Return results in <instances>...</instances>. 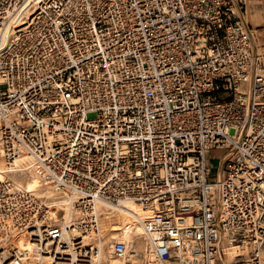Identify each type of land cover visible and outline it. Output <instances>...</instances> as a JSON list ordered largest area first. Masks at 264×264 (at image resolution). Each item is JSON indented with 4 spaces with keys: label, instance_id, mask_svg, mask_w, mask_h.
I'll return each mask as SVG.
<instances>
[{
    "label": "built area",
    "instance_id": "1",
    "mask_svg": "<svg viewBox=\"0 0 264 264\" xmlns=\"http://www.w3.org/2000/svg\"><path fill=\"white\" fill-rule=\"evenodd\" d=\"M0 150L1 264H260L264 0H0Z\"/></svg>",
    "mask_w": 264,
    "mask_h": 264
},
{
    "label": "bare ground",
    "instance_id": "2",
    "mask_svg": "<svg viewBox=\"0 0 264 264\" xmlns=\"http://www.w3.org/2000/svg\"><path fill=\"white\" fill-rule=\"evenodd\" d=\"M32 10H33V8H31L30 11H32ZM0 154H1V150H0ZM20 162H21V160L16 159L15 165L19 164ZM2 166H3V160L0 159V179L7 177V173H3L5 169L2 170V168H3ZM11 167H13V166H11ZM9 171H13V170H9ZM9 175H11L14 180H20L23 178V177L19 178L17 175H14V172H12ZM29 179L33 180V178H30V177H29ZM18 183L23 184V186L29 190H35L37 193H41L40 192L41 189L32 188L26 182H18ZM48 196L50 197V195H48ZM66 200L67 199H64V201H66ZM52 202H54L53 204L58 207L59 204L62 203V200H52ZM66 209H67V207H66ZM150 213L151 212H149V211L142 210L133 202L127 201L124 203V207L121 208L120 210L115 211V212L103 213V216L101 217L100 222H101V225L103 226L104 230L106 229V230L110 231V236L106 237L107 239L109 237H117L119 235L118 238L121 240H124L126 246L129 247V245L132 241H136L137 245H139V247L137 249H144L145 248L144 247L145 242L143 239V227L141 224V220L143 218H145ZM111 221H116V222L111 223L109 226V223ZM131 226L135 232V235H137L136 237L131 234V231H132ZM86 245H87V243H84L81 246V248H83L84 246L86 247ZM83 253H84L83 250H77V249L71 250V252H70L71 262L69 264H82V263H78V262L87 261L84 259L83 256H85V254H83ZM87 253H89V252H87ZM147 256L150 259L148 264H162L159 261L155 260L154 258H151L150 254H147ZM1 261L2 260L0 257V264H1ZM96 261H98L99 263L103 262L104 264H123L121 261H118L117 259L112 257L107 250L102 249V248L97 253V257H96L94 262H96ZM260 264H264V257L261 258Z\"/></svg>",
    "mask_w": 264,
    "mask_h": 264
},
{
    "label": "rangeland",
    "instance_id": "3",
    "mask_svg": "<svg viewBox=\"0 0 264 264\" xmlns=\"http://www.w3.org/2000/svg\"><path fill=\"white\" fill-rule=\"evenodd\" d=\"M256 16L255 17H253L252 15H251V13L248 15V17L250 18V19H255V24H261L262 23V18L260 17V15H259V12L257 11L256 13ZM251 16V17H250ZM223 153V150H219V149H212L211 151H210V159H209V163H210V165H211V173H210V179L211 180H215V171H216V166L218 165V158L220 157V155ZM0 159H2L1 157H0ZM3 160V159H2ZM5 162H4V160H3V168H2V170H4L7 166L4 164ZM8 168V167H7ZM10 170H13V169H10ZM4 171H7L6 169L4 170ZM7 177H10V178H12V176L11 175H9L8 173H7ZM29 177L30 178H33V180H31V179H29ZM13 179V178H12ZM15 181H18V182H26L29 186H31L32 188H36V189H41V187H40V183H39V180L37 179V177L35 176V175H33V174H29V175H27L25 178H22V179H20V180H15ZM40 192H41V190H40ZM114 222H116V221H111L110 223H109V226H110V224L111 223H114ZM131 229H132V226H131ZM131 234L133 235V236H137V235H135V232H134V230L132 229V231H131ZM109 236V234H107L106 235V237H108ZM117 237H119V235L117 236ZM135 245H137V242L136 241H132L131 243H130V245L129 246H135ZM136 248H138L139 247V245H137V246H135Z\"/></svg>",
    "mask_w": 264,
    "mask_h": 264
}]
</instances>
